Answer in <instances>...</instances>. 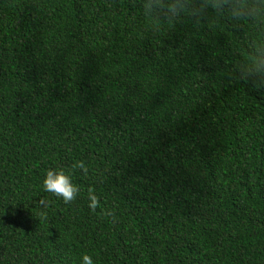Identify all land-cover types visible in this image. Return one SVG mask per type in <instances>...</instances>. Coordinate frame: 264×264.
Returning a JSON list of instances; mask_svg holds the SVG:
<instances>
[{
    "label": "trees",
    "instance_id": "trees-1",
    "mask_svg": "<svg viewBox=\"0 0 264 264\" xmlns=\"http://www.w3.org/2000/svg\"><path fill=\"white\" fill-rule=\"evenodd\" d=\"M149 2L0 0V264H264L258 34Z\"/></svg>",
    "mask_w": 264,
    "mask_h": 264
},
{
    "label": "clouds",
    "instance_id": "clouds-1",
    "mask_svg": "<svg viewBox=\"0 0 264 264\" xmlns=\"http://www.w3.org/2000/svg\"><path fill=\"white\" fill-rule=\"evenodd\" d=\"M149 14L155 13L158 23L174 24L185 17L199 24L204 20H227L237 27L255 29L258 34L251 44L249 54L238 64L237 71L242 79L256 87H264V0H150L145 5ZM80 169L87 173L84 162ZM45 191L61 197L65 203L75 199L80 189L64 169L49 168L43 177ZM89 208L99 205L94 189L88 190ZM81 264H94L93 257L84 253Z\"/></svg>",
    "mask_w": 264,
    "mask_h": 264
}]
</instances>
